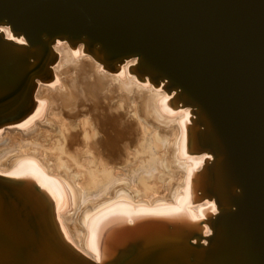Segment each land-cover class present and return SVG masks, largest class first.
I'll list each match as a JSON object with an SVG mask.
<instances>
[{"label":"water","instance_id":"95a60500","mask_svg":"<svg viewBox=\"0 0 264 264\" xmlns=\"http://www.w3.org/2000/svg\"><path fill=\"white\" fill-rule=\"evenodd\" d=\"M1 25L25 42L0 31V122L48 72L59 37L110 65L137 54L138 78L166 80L192 108L190 147L213 155L197 189L219 208L207 242L119 220L140 232L113 264H264V0H0ZM44 197L0 177V264H91L60 238Z\"/></svg>","mask_w":264,"mask_h":264},{"label":"bare ground","instance_id":"6f19581e","mask_svg":"<svg viewBox=\"0 0 264 264\" xmlns=\"http://www.w3.org/2000/svg\"><path fill=\"white\" fill-rule=\"evenodd\" d=\"M0 31L25 42L9 25ZM52 50L48 72L0 122V177L41 190L60 238L91 264H113L140 232L119 220L166 223L206 243L219 208L197 182L213 155L190 147L192 108L175 105L176 87L138 78L137 54L110 65L67 37Z\"/></svg>","mask_w":264,"mask_h":264}]
</instances>
